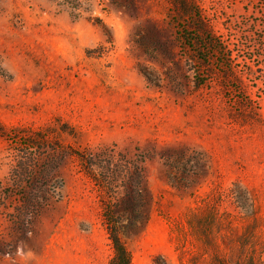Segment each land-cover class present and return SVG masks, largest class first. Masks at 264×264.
Segmentation results:
<instances>
[{"label": "rangeland", "instance_id": "374dc122", "mask_svg": "<svg viewBox=\"0 0 264 264\" xmlns=\"http://www.w3.org/2000/svg\"><path fill=\"white\" fill-rule=\"evenodd\" d=\"M108 207L132 264H264V0H0V264H106Z\"/></svg>", "mask_w": 264, "mask_h": 264}, {"label": "trees", "instance_id": "16d2710c", "mask_svg": "<svg viewBox=\"0 0 264 264\" xmlns=\"http://www.w3.org/2000/svg\"><path fill=\"white\" fill-rule=\"evenodd\" d=\"M198 23H199V39L201 40V43H203V46H205L204 50L206 51L207 55H203L202 59L206 61V58L211 55L213 58L215 57V54L217 52H223L225 45L223 42L217 38L214 33L211 32L207 24L204 22L202 18H198ZM189 36H185V40L187 41V44L190 45V38ZM203 50V51H204ZM213 53V54H212ZM226 55V54H223ZM227 59V58H226ZM39 160L38 156H32L31 154H25L24 158L20 164L21 171L18 172L19 178L22 174H29L30 170H32V167H35L37 165V162ZM47 161L50 163L54 162V158L51 157ZM55 163V162H54ZM57 163V162H56ZM58 164V163H57ZM55 166V165H54ZM125 166L122 167V169L114 168V169H109L107 168L106 170L109 171L110 176H117L119 172L124 171ZM18 177V176H17ZM17 178V181L19 180ZM135 195L130 192L128 194V199L129 200H134ZM35 201V195H31L30 192L29 194L27 193L25 203L27 206H30V203H32V209L34 213H38L42 207L40 202H33ZM37 205V206H36ZM105 221H106V229L108 232V237L112 242V247H113V254L110 257V259L107 261L106 264H132L131 261V253L128 250L126 244L123 242L120 236V216L117 210L108 207L106 210L105 214Z\"/></svg>", "mask_w": 264, "mask_h": 264}]
</instances>
